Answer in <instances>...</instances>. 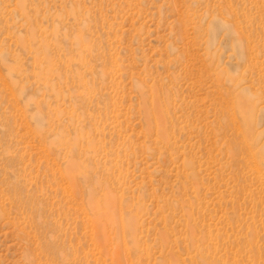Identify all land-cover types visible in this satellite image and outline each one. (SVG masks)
Listing matches in <instances>:
<instances>
[{
	"label": "rangeland",
	"instance_id": "obj_1",
	"mask_svg": "<svg viewBox=\"0 0 264 264\" xmlns=\"http://www.w3.org/2000/svg\"><path fill=\"white\" fill-rule=\"evenodd\" d=\"M0 264H264V0H0Z\"/></svg>",
	"mask_w": 264,
	"mask_h": 264
},
{
	"label": "bare ground",
	"instance_id": "obj_2",
	"mask_svg": "<svg viewBox=\"0 0 264 264\" xmlns=\"http://www.w3.org/2000/svg\"><path fill=\"white\" fill-rule=\"evenodd\" d=\"M157 127H160V128H162V126H161V123H160V122H158V123H157ZM47 249H48V248H47V245L43 247V250L47 251Z\"/></svg>",
	"mask_w": 264,
	"mask_h": 264
}]
</instances>
